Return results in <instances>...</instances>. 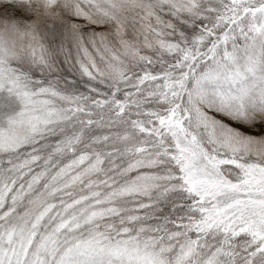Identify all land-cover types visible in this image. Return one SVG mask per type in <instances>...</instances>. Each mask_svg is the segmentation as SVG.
Returning <instances> with one entry per match:
<instances>
[{
  "label": "snow or ice",
  "instance_id": "snow-or-ice-1",
  "mask_svg": "<svg viewBox=\"0 0 264 264\" xmlns=\"http://www.w3.org/2000/svg\"><path fill=\"white\" fill-rule=\"evenodd\" d=\"M0 264H264V0H0Z\"/></svg>",
  "mask_w": 264,
  "mask_h": 264
}]
</instances>
